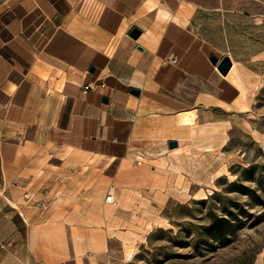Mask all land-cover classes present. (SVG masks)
<instances>
[{"label":"crops","instance_id":"crops-1","mask_svg":"<svg viewBox=\"0 0 264 264\" xmlns=\"http://www.w3.org/2000/svg\"><path fill=\"white\" fill-rule=\"evenodd\" d=\"M191 4L0 0V264H92L107 236L90 212L110 205L88 197L95 171L133 182L136 160L171 153L166 119L237 106L233 64L222 76L174 19ZM25 191H46L48 207L27 206Z\"/></svg>","mask_w":264,"mask_h":264},{"label":"rangeland","instance_id":"rangeland-1","mask_svg":"<svg viewBox=\"0 0 264 264\" xmlns=\"http://www.w3.org/2000/svg\"><path fill=\"white\" fill-rule=\"evenodd\" d=\"M193 3L181 22L204 54L230 57L243 103L190 108L187 126L166 119L178 149L133 163V182L95 171L88 197L102 199L113 186L114 203L90 212L98 220L90 229L107 236L92 264H264V0Z\"/></svg>","mask_w":264,"mask_h":264},{"label":"water","instance_id":"water-1","mask_svg":"<svg viewBox=\"0 0 264 264\" xmlns=\"http://www.w3.org/2000/svg\"><path fill=\"white\" fill-rule=\"evenodd\" d=\"M140 34H141V31L138 28L133 27L130 30L128 35L132 39H137L140 36ZM138 49H140V47H138ZM208 60L211 63V65L216 67L217 71L222 76H226L228 71L230 70V68L232 66V60L230 59V57L228 55H225V56H222L221 58H219L215 54H210L208 56ZM92 70H93V68L91 67L89 71L91 72ZM129 93L134 95V96L139 95V91L137 89H134V88H130ZM106 101H107V99L104 97L103 102H106ZM167 146H168V149L172 150L178 146V143L176 140H169L167 142Z\"/></svg>","mask_w":264,"mask_h":264},{"label":"built area","instance_id":"built-area-1","mask_svg":"<svg viewBox=\"0 0 264 264\" xmlns=\"http://www.w3.org/2000/svg\"><path fill=\"white\" fill-rule=\"evenodd\" d=\"M167 61L171 64H177L178 63V57L176 55H171L166 58ZM85 89H87L85 87ZM136 165H140L142 163V159H138L135 161ZM114 189L113 186H111L108 190L106 195L104 196V201L108 204H113L114 203V196L112 193V190ZM46 191H43L42 194L43 196L39 199H34V196L31 192L25 191L22 194V198L24 203L28 205H32L37 207L40 210H45L48 207L49 204V198L46 196Z\"/></svg>","mask_w":264,"mask_h":264},{"label":"bare ground","instance_id":"bare-ground-1","mask_svg":"<svg viewBox=\"0 0 264 264\" xmlns=\"http://www.w3.org/2000/svg\"><path fill=\"white\" fill-rule=\"evenodd\" d=\"M164 14H167L166 11L163 12V15ZM168 16V15H167ZM174 19L176 21H179L181 22L182 19L180 18H177V17H174ZM182 23V22H181ZM231 69V68H230ZM235 70V67H234V64L232 66V69L229 73V78H231V80L240 88V97L237 99V104H239L241 106V104L243 103V99H244V96H245V89L243 88L242 86V82H241V79L239 77L238 74H236L234 72ZM245 107V105H243ZM177 119H176V123L178 125H190L194 122V119H195V114L193 113V111H190V110H187V111H181V112H178V116H176ZM178 148H175L173 149L172 151H175L177 150ZM107 215V214H106ZM110 215V213H109ZM107 215V216H109ZM77 241V240H76ZM75 241V242H76Z\"/></svg>","mask_w":264,"mask_h":264}]
</instances>
